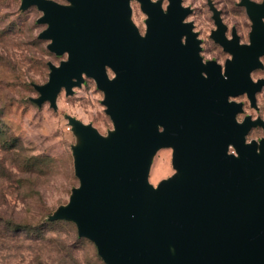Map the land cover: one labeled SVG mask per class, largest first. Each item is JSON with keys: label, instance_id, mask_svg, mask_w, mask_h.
Here are the masks:
<instances>
[{"label": "water", "instance_id": "water-1", "mask_svg": "<svg viewBox=\"0 0 264 264\" xmlns=\"http://www.w3.org/2000/svg\"><path fill=\"white\" fill-rule=\"evenodd\" d=\"M37 1L22 0L20 9L43 11L36 22L49 29L38 38L51 39L47 50L56 57L68 52L70 59L59 70L48 63L50 82L33 85L42 99L31 101L48 100L55 109L59 89L72 95L84 73L105 93V113L115 127L103 139L91 125L67 118L78 138L72 156L79 184L50 220L74 223L104 264H264V136L243 144L252 127L264 134V122L246 117L237 126L234 116L242 105L226 102L247 93L255 106L264 86V79L253 84L250 77L263 68L258 57L264 56V5L240 0L254 27L251 47H239L235 29L233 40L225 41L226 26L209 3L219 29L211 38L234 57L226 63L225 81L221 65H201L193 24L181 25L191 10L180 9L179 0H171L167 15L150 0ZM132 1L149 16L144 39L131 21ZM106 65L117 74L111 83ZM229 145L238 159L226 155ZM163 148L173 149L177 175L153 191L150 165Z\"/></svg>", "mask_w": 264, "mask_h": 264}, {"label": "rangeland", "instance_id": "rangeland-1", "mask_svg": "<svg viewBox=\"0 0 264 264\" xmlns=\"http://www.w3.org/2000/svg\"><path fill=\"white\" fill-rule=\"evenodd\" d=\"M59 4H68L65 0H52ZM162 1V0H160ZM22 0H0V49L10 54L13 47L24 50L31 60L29 69L35 75H45L49 70L44 56L50 53L42 47L39 38L33 39L30 35L33 27L41 24H30V17L38 13L35 6L25 10L20 9ZM221 3L234 5V10L242 7L236 0H220ZM220 12L223 23L228 26L232 23L225 16V10L218 9L213 0H209ZM131 21L137 27L140 34L144 32L145 21L141 18L140 4L136 1L130 3ZM187 18L193 24V32L197 34V26L202 23L199 20L197 10L190 9ZM244 25L235 28L240 40L247 37ZM223 56L218 50L213 51L211 45L207 50H202L203 59L207 55ZM54 55V54H53ZM56 60L62 61L61 57ZM216 60V59H215ZM217 61V60H216ZM264 64V59H262ZM8 61L0 55V66ZM49 74V73H48ZM264 75V70L252 74V78ZM11 77L0 72V93L10 87L6 81ZM20 80V74L16 76ZM92 79L84 78V83L78 87L75 95H69L67 103L60 94L56 99V108L53 109L56 116L43 111L33 112L31 119L28 116L32 105L30 98L23 97L19 100L9 98V94L0 95V252L29 251L37 254L36 264H45L43 257H50L52 253H62L59 264H76L73 258V250H82L86 264H104L97 255L94 244L86 238L77 236L76 225L70 221H50V217L60 207L66 205L70 199L72 190L78 187V179L74 174V164L71 144V128L67 118L76 117L80 121L87 120L102 136H107L111 131V120L106 115L102 104H99L92 91ZM45 83L22 84L24 90H33V85ZM98 90V89H97ZM257 106L264 109V88L257 94ZM244 103L245 113L255 116L249 108L245 98L236 99ZM260 115V113H259ZM242 116V115H241ZM67 124V128L57 132L58 120ZM27 123V128L24 124ZM262 137L260 131H252L247 140H256ZM78 139V138H77ZM231 151V149H229ZM34 153H39L34 154ZM172 150L160 149L152 158L148 181L155 186L162 180L171 177L173 170L171 164ZM15 169V171H13ZM154 186V185H153ZM65 197H67L65 199ZM47 202H59V207L47 208Z\"/></svg>", "mask_w": 264, "mask_h": 264}, {"label": "clouds", "instance_id": "clouds-1", "mask_svg": "<svg viewBox=\"0 0 264 264\" xmlns=\"http://www.w3.org/2000/svg\"><path fill=\"white\" fill-rule=\"evenodd\" d=\"M215 6L220 9V10H225V16L227 18H230L232 23L226 27V31L223 33V37L225 41L231 42L233 40V33L232 29L238 28L245 23L248 25L246 28L247 31V37L242 40H238V46L239 47H251V33L253 31V21L249 18L247 8L242 7L239 11L234 10V5L231 3L224 4L221 3L220 0H213ZM159 3L161 13L164 15H167L168 10L171 6V0H162V3L159 2V0H150V4L156 5ZM236 3L239 4L240 0H236ZM252 4L255 5H264V0H251ZM68 7H71V4L68 5ZM179 7L180 9H193L197 10L199 13V20L202 22L197 26V32L199 33L198 37L196 38L200 43L198 44V59L201 62L202 66H207L209 64V61L213 60L214 57L212 55H207V52L205 51V55H207V59L202 60V51L201 50H207L209 45L212 46L213 51L218 50L219 52L223 53V56H216L215 59L217 60L218 64L221 65L222 67H218L220 70V76L222 79L227 81L228 77L226 76V63H230L233 61L234 57L230 54L224 51L222 46L218 45L214 40L211 39V36L213 33L217 32L219 29L214 21V14L210 10L209 6V0H179ZM45 16V13L43 11H39L38 13H35L33 17H30L29 23L30 24H35V21L37 19L43 18ZM141 18L143 21L147 22L149 20V16L145 13L142 12ZM191 21L184 17L181 21V25H185L190 23ZM261 25H264V18H261L260 20ZM49 29V25L47 23L41 25L40 27H33L31 30L30 35L32 36L33 39L38 38L42 32L46 31ZM147 34V24L145 23L144 25V32L142 35H138L139 38L144 39ZM53 41L51 39H47L42 42V47L46 50L49 45H52ZM180 45L186 46L187 45V36H182L180 39ZM0 55H3L5 59L8 61L7 64L0 66V72H5L7 73L11 79H8L6 81V84L10 85V87L5 88L3 93H0V95L4 94H9V98L19 101L22 96L30 98L32 101H37L42 99V94L39 91H36L35 89L31 91L24 90L21 85L22 84H32L33 82L36 83H49L50 78L48 73H50V70H45V75H35L32 73L29 69V65L31 64V60L29 59L28 54L17 47H13L11 49V53L8 54L6 53L3 49H0ZM44 60L46 62L52 63L53 67L56 70H59L61 68V62L59 60H56L54 58L53 54H47L44 57ZM259 59H264V56L258 57ZM70 59V54L68 52H64L62 56V61L63 64L68 63ZM215 64V63H214ZM216 65V64H215ZM217 66V65H216ZM107 73V81L108 82H113L117 78L116 72L109 66L104 67V73ZM20 74V80L16 79L17 74ZM82 77L87 78L88 76L84 73L81 74ZM201 78L202 79H207V74L206 73H201ZM92 91L93 95L96 99V101L99 104H102L104 109L107 110L106 105L103 104V102L106 99V95L103 91L97 90L98 85L97 82L92 78ZM253 84L258 83V81H252ZM79 91L78 88L73 87L72 88V93L75 95ZM59 94L60 97L63 98L64 102L67 103L68 100V91L65 87H61L59 89ZM240 97H244L247 99V93H241L238 96H229L227 98V104L229 105H234L233 101L236 99H239ZM44 105L43 111L50 113L53 116H56L55 111L52 109L51 102L48 100H44L42 102ZM41 109V104L37 105L34 103L32 105V108L30 110L28 120L31 119V115L33 112H40ZM74 119L76 117H73ZM256 119H260V115L257 113L255 114ZM58 120V127H57V132L63 131L66 129L68 126L67 124H64L60 122V118H57ZM245 118H243L239 113L235 114L234 116V122L237 126H242L245 122ZM83 125L87 127L88 121L84 120L82 121ZM111 133L115 132V127L114 123L111 120ZM24 128H27V123L24 124ZM157 132L158 134H163L164 128L162 126L157 127ZM71 140L70 143L74 145H78V139L76 135L74 134L73 130H71ZM108 136H105L103 139H106ZM243 144L245 147L251 146L253 142L251 140H246V137H243ZM257 145L256 148V155H260V143H255ZM171 149V148H170ZM231 149V151H229ZM173 150V149H171ZM34 154H39V153H34ZM226 155L229 157H232L233 159H238V153L235 150L234 146L229 145L226 150ZM3 156V153L0 152V157ZM15 171V169H13ZM169 175L173 178L175 175H177L176 170H172ZM147 183V182H146ZM148 185V184H147ZM153 187H150L153 191H156L158 187L155 186V181L153 182ZM67 197H65L66 199ZM47 208L54 209L56 207H59V202L52 203V202H47L45 205ZM50 257H43L45 264H59V260L62 257V253H52L50 254ZM36 258L37 254L34 252H29V251H20V252H10V253H4L0 252V264H36ZM73 258L76 261V264H86V260L84 257V253L82 250H73Z\"/></svg>", "mask_w": 264, "mask_h": 264}, {"label": "flooded vegetation", "instance_id": "flooded-vegetation-1", "mask_svg": "<svg viewBox=\"0 0 264 264\" xmlns=\"http://www.w3.org/2000/svg\"><path fill=\"white\" fill-rule=\"evenodd\" d=\"M225 25V24H224ZM226 26V25H225ZM227 27V26H226ZM235 29V28H234ZM235 31H236V29H235ZM236 33H237V31H236ZM238 35V34H237ZM212 39V38H211ZM213 40V39H212ZM239 40H240V37H239ZM218 44V43H217ZM219 45V44H218ZM202 51V50H201ZM202 57V56H201ZM202 60H204L203 59V57H202ZM211 61H215L216 63H218L215 59H213V60H211ZM260 61H261V63H262V65H263V68H259V69H256V70H254V71H252L251 72V74H250V77H251V79H252V81H258V80H262V79H264V75H260L259 77H256V78H252V74H254V73H256L257 71H262V70H264V64H263V62H262V59H260ZM264 88V86H262V88L258 91V92H256V94H255V106H252L251 105V103H250V101L248 100V98L246 99L247 100V102H248V105H249V108L255 113V114H259L260 113V119H256V118H254L255 116H252L251 114H247V113H245V109H244V103H242V102H237L236 100H234L233 102H235V103H240L241 105H242V111L240 112V114L242 115V117L243 118H246V117H249L252 121H257V120H260V121H263L264 122V109H262V110H260V108L257 106V98H256V96H257V94L258 93H260L261 91H262V89ZM244 98V97H243ZM255 130H257V131H260L261 133H262V137L264 136V134H263V129L261 128V127H259V126H256V127H252L249 131H248V134L246 135V140H247V137L251 134V132L252 131H255ZM262 137H260V138H258V139H256L255 141H258V140H260ZM253 140V139H252Z\"/></svg>", "mask_w": 264, "mask_h": 264}, {"label": "bare ground", "instance_id": "bare-ground-1", "mask_svg": "<svg viewBox=\"0 0 264 264\" xmlns=\"http://www.w3.org/2000/svg\"><path fill=\"white\" fill-rule=\"evenodd\" d=\"M34 1H37V0H34ZM37 3H38V1H37ZM39 5H41L42 7H44V5H42L41 2H39ZM218 38H220V37H218ZM219 40H221V39H219Z\"/></svg>", "mask_w": 264, "mask_h": 264}, {"label": "trees", "instance_id": "trees-1", "mask_svg": "<svg viewBox=\"0 0 264 264\" xmlns=\"http://www.w3.org/2000/svg\"><path fill=\"white\" fill-rule=\"evenodd\" d=\"M51 221V220H50ZM65 221V220H64ZM52 222V221H51ZM77 236H78V234H77ZM79 237V236H78ZM98 255V254H97ZM102 260V259H101ZM104 263V262H103Z\"/></svg>", "mask_w": 264, "mask_h": 264}]
</instances>
